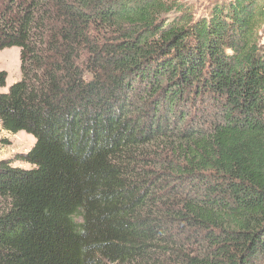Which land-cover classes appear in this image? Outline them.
<instances>
[{
    "label": "trees",
    "instance_id": "trees-1",
    "mask_svg": "<svg viewBox=\"0 0 264 264\" xmlns=\"http://www.w3.org/2000/svg\"><path fill=\"white\" fill-rule=\"evenodd\" d=\"M263 23L264 0H0V132L34 139L0 161V264H264Z\"/></svg>",
    "mask_w": 264,
    "mask_h": 264
},
{
    "label": "rangeland",
    "instance_id": "rangeland-1",
    "mask_svg": "<svg viewBox=\"0 0 264 264\" xmlns=\"http://www.w3.org/2000/svg\"><path fill=\"white\" fill-rule=\"evenodd\" d=\"M188 4L193 11L194 17L206 16L215 2H226L228 0H180ZM260 42L264 48V23L259 32ZM0 71L6 72V84L0 87V93H6L11 85L20 80V51L16 47L5 48L0 51ZM34 139L25 132H19L15 135L6 132H0V161L13 160L12 166L15 168L29 169L30 166L23 161L17 160V157L25 154L32 145ZM17 160V161H16Z\"/></svg>",
    "mask_w": 264,
    "mask_h": 264
}]
</instances>
